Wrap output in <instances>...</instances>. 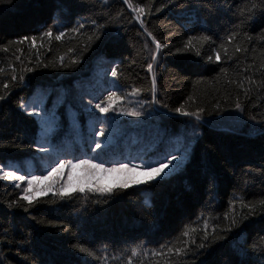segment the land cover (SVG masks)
Returning a JSON list of instances; mask_svg holds the SVG:
<instances>
[{
  "label": "trees",
  "instance_id": "obj_1",
  "mask_svg": "<svg viewBox=\"0 0 264 264\" xmlns=\"http://www.w3.org/2000/svg\"><path fill=\"white\" fill-rule=\"evenodd\" d=\"M130 3L147 13L149 0ZM251 3L152 0L151 15L141 17L143 28L123 0L0 4V95L5 96L0 100V164L46 176L61 159L106 164L113 154L118 165L119 158H148L141 142L123 138L124 124L145 118L156 126L151 137L182 157L174 164L181 171L142 186H111L105 194L93 191L97 177L85 168L84 191L60 194L70 173L71 183L75 180L66 167L49 183L33 187L32 205L20 199L27 181L16 188V181L0 180V264H105V258L107 264H128L132 249L137 254L131 264H264V17ZM79 24L84 27L73 31ZM145 27L168 45L153 65L155 101L147 72L155 43ZM48 29L52 37L42 35ZM60 31L65 35L56 40ZM233 32L238 35L228 39ZM23 37L29 39L17 43ZM31 37H36L34 45ZM97 63L115 67L117 76L97 78ZM93 72L100 86L89 81ZM134 88L141 91L133 95ZM109 91L123 97L114 107L146 116L100 113L93 106ZM34 101H46L44 112L66 114L50 137L41 131L40 118L47 114L32 113ZM237 102L243 111L236 109ZM178 107L197 112L199 119L181 115ZM101 128L104 136L96 134ZM64 135L67 142L54 161L36 143L57 142ZM49 185L50 191L37 193ZM205 227L209 239L203 241ZM201 242L203 249L197 246ZM78 244L96 256L79 252L73 247ZM169 247H185L188 254L169 252Z\"/></svg>",
  "mask_w": 264,
  "mask_h": 264
},
{
  "label": "snow or ice",
  "instance_id": "obj_2",
  "mask_svg": "<svg viewBox=\"0 0 264 264\" xmlns=\"http://www.w3.org/2000/svg\"><path fill=\"white\" fill-rule=\"evenodd\" d=\"M152 0H149V6H148V11L147 13L145 12V7H141L139 5L137 6H133L132 3H130V0H123V3L127 4L129 8L132 9V11L136 14L135 15V19L140 21V23L143 25L144 21L141 19L142 16H144L145 14L147 15H151V4ZM5 3H11V0H0V4H5ZM105 3H107V0H105ZM250 7L255 10V9H260L261 10V17H264V0H259V2H256V0H252V3L250 5ZM252 18V13L249 14V16L245 17V20L247 19H251ZM245 21L242 20L241 23L243 24ZM93 25H96L97 22L95 20H93L91 22ZM84 25L83 24H79L78 28L73 29V31H78L80 28H83ZM99 27L101 26H97V32L99 31ZM144 32L147 33V36L152 37L153 42L155 43V50L151 53L150 55V60L147 63V72L151 73V87L149 89V91L152 93L153 96V100L155 101V92H156V75H155V70L153 68L154 64H158L157 61V56L160 54V51L162 48H166L168 47L167 44L162 45L158 40H156L155 36H153L152 32L148 31L147 27L144 28ZM43 36L46 37H52L53 32L52 29H48L47 31H45L43 34ZM65 33L63 31H60L56 36L55 39L56 40H61L62 37H64ZM238 35V33H231L228 37V39H233L234 37H236ZM262 36H264V33H262ZM97 39L99 38L98 35L96 37ZM29 37H23L20 41H18L17 43H23L25 40H28ZM93 39L92 36L88 37V40L91 41ZM205 39H210L208 37H206ZM249 40H252V37H248ZM31 41L32 44L34 45L36 42V37H31ZM191 45V41H189V46ZM223 47V45H222ZM145 48H147V43L145 44ZM7 48H4L3 51H7ZM226 51V50H225ZM236 51H243V49H241L239 46H236ZM61 62L63 63V57L60 58ZM211 59V57H210ZM216 59L219 60L220 59V55L219 53L216 54ZM78 61H74V63H76ZM28 71H31V69H27ZM0 71H3V69H0ZM111 75L113 77L117 76V70L115 67H113L111 69ZM14 78V77H13ZM23 77L21 76V79ZM3 87L6 89L8 87L7 84H4ZM141 90L139 88H134L132 94L135 95L137 93H139ZM247 91V90H246ZM5 96L4 95H0V100H4ZM116 99H123V97H118L117 96V92L116 91H109L108 95L105 97L104 100H102L99 103H96L93 107L95 109H97L100 113L103 114H107L110 111L113 112H117V111H121L123 112L124 115L127 116H134V117H140L142 115V113L140 111H137L135 109H129V110H124V109H120L117 107H114V103ZM91 101H89V105H91ZM102 104L104 106H102ZM20 107L25 108V105L21 104ZM236 109L243 111V107L242 105L237 102L235 104ZM25 110L27 111V109L25 108ZM176 112L180 113L181 115L184 116H190V117H195L196 119H199V115L197 112H187L183 109V107H178L175 109ZM33 113H35L36 115H39V113H37L35 111V109H33ZM101 123H103V119H107V117L105 116L103 119L99 118ZM254 119V118H253ZM105 129L101 128L98 129L96 134L100 135V136H104L105 135ZM96 147L100 148L101 144L100 142H95ZM41 151H47V149L41 147L40 148ZM179 159H182V157H177L175 154L173 153H169L168 156L165 157L164 160H161L157 163V166H152V165H146L145 167L147 168V171L145 173V175L149 178V180H153L155 179L157 176H159L161 173H164L165 169L169 167V165H172L173 167H175V165L173 164V161H177ZM70 168L72 169V171L74 172L76 169L78 168H85L89 171V173L94 176L97 177V186L93 189V191L99 192L101 194H105V193H111L112 192V187L111 185H106V184H101L100 181L101 180H111L112 184H117L120 188L122 189H126L129 187L130 183H132V181L128 180V179H123L121 180L119 176L114 175V174H120V173H131L135 170L136 167H139L138 165H133L131 168L128 166V164L125 163H120L118 165L113 164V166L111 167H105V163L104 162H94V160L91 159H81L78 162H73L72 160H58L55 163V166H53L51 168V170L48 172V174L46 176H36V175H28V174H20V172L18 170H14L12 168V166L10 164L7 163H3L0 164V180H7V181H16L17 183L14 184V187L16 188H20V182H24L27 181V187L23 188V195L20 197V199L27 201L29 205H32L33 200H34V196L32 195V189L35 185L41 184L44 181L50 180L53 175L59 176L64 168ZM71 179H72V175L71 173L69 174V181L66 185L62 186L60 189V194H64L66 192H70L73 185L71 183ZM135 183H139V181H135ZM51 185H49L47 188H43V189H38V191L41 194L46 193L47 191L51 190ZM81 192L84 191L83 187H81L79 189ZM260 203L264 204V201H261ZM245 207H248V205H244ZM205 235L202 237L203 241H206L209 239V234L207 233V227H205ZM228 231H231V229H228ZM184 236H188L189 233L186 231L183 233ZM191 243L193 245H196V240H192ZM188 244V241H185V245ZM198 248L203 249L205 247V244L203 242L199 243ZM73 247L77 248L79 250V252L89 256V257H95L96 253L89 248L86 245H73ZM256 245L253 244V248L255 249ZM169 252H173L175 251L176 254H180L183 253L184 255L188 254V249L185 247H181V248H173V247H169L168 248ZM136 253V249H132L131 250V255L128 258V264H131V257L135 256ZM162 254V253H161ZM98 260L100 259V257H96ZM115 258V257H114ZM105 264H107V258H105Z\"/></svg>",
  "mask_w": 264,
  "mask_h": 264
},
{
  "label": "rangeland",
  "instance_id": "obj_3",
  "mask_svg": "<svg viewBox=\"0 0 264 264\" xmlns=\"http://www.w3.org/2000/svg\"><path fill=\"white\" fill-rule=\"evenodd\" d=\"M95 81V80H94ZM33 113V112H32ZM164 174V173H163ZM147 176L145 175V173H142V174H140V178L141 179H144V178H146Z\"/></svg>",
  "mask_w": 264,
  "mask_h": 264
}]
</instances>
